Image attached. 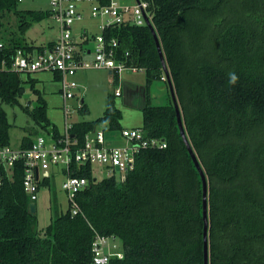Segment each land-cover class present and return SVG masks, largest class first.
Returning <instances> with one entry per match:
<instances>
[{
  "label": "trees",
  "instance_id": "16d2710c",
  "mask_svg": "<svg viewBox=\"0 0 264 264\" xmlns=\"http://www.w3.org/2000/svg\"><path fill=\"white\" fill-rule=\"evenodd\" d=\"M19 1L0 0V22L8 12H21ZM146 1L187 137L208 180L209 264H264V0ZM22 11L32 22L51 16L48 10ZM102 33L106 43L118 40V60L145 72V85L135 86L125 102L142 111L140 128L146 136L163 138L167 146L141 149L133 167L118 177L98 178L93 164L73 162L71 174L88 180L76 196L79 212L72 214L69 205L42 231L19 162L0 186V264H95L96 234L121 241L123 256L107 264H204L203 182L182 139L153 33L129 21ZM4 42L8 59L17 48H33L15 38ZM23 75L0 70L2 101L19 103L24 82H29L37 101L23 109L59 138L47 100L35 88L37 79ZM113 75L117 89L120 75ZM115 97V91L107 95L102 116L72 124L75 148L101 124L106 141L121 134L123 114ZM80 110L87 111L85 104ZM10 127L0 105V145L10 144ZM32 141L24 136L21 146ZM49 184L44 176L40 185Z\"/></svg>",
  "mask_w": 264,
  "mask_h": 264
},
{
  "label": "built area",
  "instance_id": "2783aa9c",
  "mask_svg": "<svg viewBox=\"0 0 264 264\" xmlns=\"http://www.w3.org/2000/svg\"><path fill=\"white\" fill-rule=\"evenodd\" d=\"M49 4L50 12L60 30L53 46L45 47L36 53L17 48L8 59L7 53H3L5 42L0 39V70H12L24 75H32L40 71L57 72L60 75V92L64 100L75 95L74 89L79 87V83L74 76L80 70L105 69L119 75L125 69L141 70L118 60L115 51L118 40L113 38L106 43L102 32L107 26L127 21L137 25H147L146 18H148L152 22L153 14L149 9L148 1L139 0L131 5L120 3L118 0H110L106 4L100 0H49ZM81 4H88L90 16L101 20L100 32L94 37L95 45L92 51L79 46L73 37L75 21L84 18ZM87 50L90 57L85 56ZM115 94H120L118 88ZM69 112L70 110L65 108L66 119L70 117ZM72 124L73 122H66L59 138L55 139L47 134L50 136V141L45 134L39 133L28 147L0 145V186L4 178L11 175L14 167H17L19 162L23 163V188L29 199L35 202L39 197L40 182L43 177L51 178L52 169L62 166L65 174L62 188L68 197L72 214H77L79 206L76 196L86 187L88 180L86 177L71 174L69 168L73 162L97 163L112 172L117 171L116 167H118L119 172H125L133 167L136 154L141 149L167 146L165 139L148 137L142 128L130 127L121 131L124 144H107L104 130L98 128L86 135L82 146L75 148L76 141L69 133ZM114 238L96 234L92 242V259L95 264H107L111 258L123 256L122 247L118 248V244L113 241Z\"/></svg>",
  "mask_w": 264,
  "mask_h": 264
},
{
  "label": "rangeland",
  "instance_id": "374dc122",
  "mask_svg": "<svg viewBox=\"0 0 264 264\" xmlns=\"http://www.w3.org/2000/svg\"><path fill=\"white\" fill-rule=\"evenodd\" d=\"M49 0H22L18 2V8L24 7L33 10H46L48 9ZM137 0H120L123 4H135ZM33 2V3H32ZM8 17V16H7ZM11 17V18H10ZM15 18L17 25L22 27L26 21H31L32 17L25 13L13 14L9 16L10 25L6 30L14 28L13 19ZM45 20L52 22L53 17L49 16ZM98 22V20H94ZM93 24V23H92ZM37 26V25H35ZM33 27L30 30L36 31L37 27ZM56 30H53V35ZM100 32L99 28H90V34L96 35ZM3 38H5L4 32H0ZM90 35V44L93 46L95 40ZM92 39V40H91ZM25 78L26 76L23 75ZM33 78L37 79L35 88L38 89L42 96L47 100L48 104V116L53 123H56L61 129L65 127L66 122L76 120H94L102 116L105 107L107 95L110 92L115 91L114 75L104 69H87L77 72L75 78L79 83V87L74 89L75 95L72 98L64 100L60 95L61 83L59 80L54 79L52 71H40L32 74ZM123 78H127L134 82L135 86L145 83V72L143 70L133 71L131 69H125L120 72L121 83ZM142 83V84H140ZM25 90L22 95L18 97L19 103L9 104L2 101L0 97V105L6 110L8 121L11 124L10 127V144L13 147L19 146L24 136L34 137L35 134H45L50 141V136L47 135V131L39 127L31 116L23 109V105H29L32 108L37 101L36 92L30 87L29 82H24ZM120 95H116L115 103L122 110L121 124L129 126L128 128L135 127L134 125H142L143 117L142 111L135 107H130L126 101L125 87L123 83L118 86ZM140 97L137 95V98ZM84 99V104L87 111L82 112L80 110L81 99ZM68 108L70 110L68 119L64 116V110ZM134 124H132V123ZM102 124L99 128H101ZM63 129L61 131H63ZM36 132V133H35ZM95 176L103 178L115 173L116 176H120V172H112L97 163L93 164ZM65 179L62 166H57L52 169V176L50 178L49 185H41L39 197L35 201L36 203V215L38 218V230L42 231L51 221V219L60 212H65L68 208L69 201L65 191L62 188V183ZM118 244V248L121 249L122 244L118 238L113 240Z\"/></svg>",
  "mask_w": 264,
  "mask_h": 264
},
{
  "label": "crops",
  "instance_id": "0c3cea01",
  "mask_svg": "<svg viewBox=\"0 0 264 264\" xmlns=\"http://www.w3.org/2000/svg\"><path fill=\"white\" fill-rule=\"evenodd\" d=\"M20 1H22V0H20ZM118 1H120V0H118ZM48 3H49V1H48ZM80 8L83 9V11H84V18L75 21V23L73 25V37L79 46H81L84 49L87 48L88 50L92 51L95 44L92 46L89 42L90 35H92V34H90V28L98 27L100 30L101 20L97 19V18H93L90 16L88 4H81ZM17 9L21 10V12L11 11V12L6 13L4 15V17L1 18L0 32H2V31L4 32L5 38H3L2 35L0 34V39H2L3 41H8V39L15 38L16 40H18L20 42V44L24 45L26 47V49H30L29 46L33 47L31 49L32 50L31 52H33V53L38 52V47H40V46H44V48L48 47L49 43H54L58 39L59 33H60L59 25H58L57 21L55 20V18L52 16V14H51V16L54 19V20H52V22L45 20L47 17L43 18L41 20H38V21H33V22L31 20V25H29V27H26L27 23H25L26 25L19 27V24L17 25V22L14 18L13 19L14 23L12 25L14 28H12L11 30H6L7 26L10 25V20H8L9 16H11L13 14L15 15L17 13L18 14L24 13V11H22V10H33V9H29V8H24V7H21V8L17 7ZM46 10L50 11V4L48 6V9H46ZM94 20H98V22H96ZM26 22H28V21H26ZM35 25H37V26H35ZM34 26L37 27L36 28L37 30L36 31L33 30L32 32H30V30L33 29ZM53 30H56L54 35L52 33ZM92 36H95V35H92ZM88 50H87V53L85 54L86 57L91 56ZM80 71H82V70H80ZM107 71L109 73L113 74L110 70H107ZM74 78H75V76H74ZM145 81H146V76H145ZM122 83H123V86L125 87L126 100H128L133 96V93L137 90V88L135 87L134 82L130 81L127 78H123ZM122 83H121V79H120L119 85ZM140 84H142V83H140ZM144 85H145V83H143L142 85H139V86H144ZM60 95H61V92H60ZM81 102H82V104H84L83 98L81 99ZM47 114H48V111H47ZM76 121H78V120H76ZM76 121H71V122L74 123ZM130 123H132V122H130ZM132 124H134V123H132ZM122 126H123V128L129 127L127 125H122ZM134 126L135 127H141V125H134ZM132 127H133V125H132ZM58 128H59L60 132H63V131H61L63 128L62 129L60 127H58ZM35 136L36 135H34V137H32V140L35 138ZM107 139L109 140V141H107V144H109V145H110V143H108V142H111V145H119V144L125 143V140L121 136V134H117L116 137H113V138H112V136H108ZM112 142L114 144H112ZM45 174H46V172H45ZM35 205H36V203H35Z\"/></svg>",
  "mask_w": 264,
  "mask_h": 264
},
{
  "label": "water",
  "instance_id": "95a60500",
  "mask_svg": "<svg viewBox=\"0 0 264 264\" xmlns=\"http://www.w3.org/2000/svg\"><path fill=\"white\" fill-rule=\"evenodd\" d=\"M139 1V0H137ZM147 20V26L151 29L152 33H153V36H154V39H155V42H156V46H157V49H158V52H159V56H160V59H161V62H162V66H163V69H164V72L167 76V79H168V85H169V88H170V92H171V95H172V100H173V103H174V106H175V109H176V114H177V122H178V127H179V130H180V133H181V136H182V139L183 141L185 142L188 150H189V153L191 154L192 158H193V161L196 165V167L198 168L199 172H200V175H201V179H202V182H203V220H204V226H203V243H204V246H203V250H204V264H209V214H208V180H207V176H206V173L203 169V167L201 166L200 164V161L196 155V153L194 152L192 146H191V143L187 137V134H186V131H185V127H184V122H183V118H182V114H181V111H180V108H179V104H178V101H177V98H176V95H175V91H174V86H173V83H172V79L170 77V72L168 70V67H167V63H166V60H165V56H164V53H163V50H162V46H161V43H160V40H159V37H158V34L152 24V22L146 18ZM116 170L118 171L119 168L116 167ZM31 206V211L34 212L35 211V202H31L30 204ZM4 212V210H1L0 213Z\"/></svg>",
  "mask_w": 264,
  "mask_h": 264
},
{
  "label": "clouds",
  "instance_id": "9594fccd",
  "mask_svg": "<svg viewBox=\"0 0 264 264\" xmlns=\"http://www.w3.org/2000/svg\"><path fill=\"white\" fill-rule=\"evenodd\" d=\"M234 80H235V76L233 75V77H232V81L234 82Z\"/></svg>",
  "mask_w": 264,
  "mask_h": 264
}]
</instances>
